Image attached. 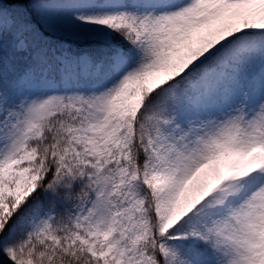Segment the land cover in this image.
<instances>
[{
    "label": "snow or ice",
    "instance_id": "6c2138e0",
    "mask_svg": "<svg viewBox=\"0 0 264 264\" xmlns=\"http://www.w3.org/2000/svg\"><path fill=\"white\" fill-rule=\"evenodd\" d=\"M0 264H264V0H0Z\"/></svg>",
    "mask_w": 264,
    "mask_h": 264
}]
</instances>
